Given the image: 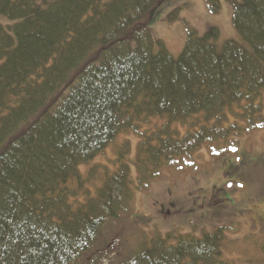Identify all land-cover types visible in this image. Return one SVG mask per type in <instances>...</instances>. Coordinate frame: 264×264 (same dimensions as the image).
<instances>
[{
  "label": "trees",
  "instance_id": "obj_1",
  "mask_svg": "<svg viewBox=\"0 0 264 264\" xmlns=\"http://www.w3.org/2000/svg\"><path fill=\"white\" fill-rule=\"evenodd\" d=\"M164 1L0 0V264L239 262L225 254L236 224L128 254L111 236L178 159L264 129V0H223L239 40L186 27L178 58L144 25ZM130 134L133 159L126 141L113 169L80 172Z\"/></svg>",
  "mask_w": 264,
  "mask_h": 264
},
{
  "label": "rangeland",
  "instance_id": "obj_2",
  "mask_svg": "<svg viewBox=\"0 0 264 264\" xmlns=\"http://www.w3.org/2000/svg\"><path fill=\"white\" fill-rule=\"evenodd\" d=\"M221 2V11L212 14L205 0H165L144 25L175 58L184 49L186 27L200 35L218 27L221 42L239 40L232 25V8ZM176 10L178 17L170 22ZM163 123V119L154 118L141 130L154 131ZM179 132L183 135L185 129L179 127ZM126 141L132 150L129 159H133L139 139L133 134L122 135L94 162L81 166L80 172L86 175L95 163L113 169L111 163ZM210 150L214 156L203 148L190 160L178 159L163 171L162 180L153 182L145 192L136 191L130 224L111 234L119 236L120 252L128 254L143 244L150 246L159 235L179 232L201 237L216 227L236 224L237 233L227 235L226 257L239 264L254 256L256 262L264 263V129L243 135L237 145L226 143ZM234 240H240L239 244Z\"/></svg>",
  "mask_w": 264,
  "mask_h": 264
}]
</instances>
